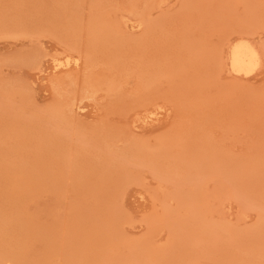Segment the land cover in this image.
I'll use <instances>...</instances> for the list:
<instances>
[{"label":"rangeland","instance_id":"obj_1","mask_svg":"<svg viewBox=\"0 0 264 264\" xmlns=\"http://www.w3.org/2000/svg\"><path fill=\"white\" fill-rule=\"evenodd\" d=\"M0 259L264 264V0H0Z\"/></svg>","mask_w":264,"mask_h":264},{"label":"bare ground","instance_id":"obj_2","mask_svg":"<svg viewBox=\"0 0 264 264\" xmlns=\"http://www.w3.org/2000/svg\"><path fill=\"white\" fill-rule=\"evenodd\" d=\"M259 48L260 46L257 47L247 39H240L235 43H233L230 48V54H229L230 67L233 70V72H236V74L238 73L240 75L241 74L246 75L257 71V69L262 64V57H263ZM73 63L77 64L78 58H76L75 60L72 59L70 56L65 60L56 58L54 68L58 69L62 66L64 68L65 66H70V64Z\"/></svg>","mask_w":264,"mask_h":264}]
</instances>
